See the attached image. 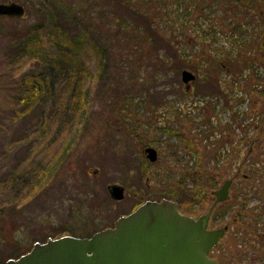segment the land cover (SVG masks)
Segmentation results:
<instances>
[{"label": "rangeland", "instance_id": "1", "mask_svg": "<svg viewBox=\"0 0 264 264\" xmlns=\"http://www.w3.org/2000/svg\"><path fill=\"white\" fill-rule=\"evenodd\" d=\"M10 1L25 12L0 16V264L36 241L88 236L144 201L162 199L163 174L191 159L185 149L171 148L177 137L160 130L200 134L210 126L213 134L203 140L207 148L240 154L226 177L232 179L231 206L216 204L208 221L210 229L226 226L209 256L236 249L240 259L222 264H264V239L249 232L242 238L244 227L237 231L230 219L243 206L246 222L264 232L263 201L256 191L264 187V141L251 148L242 139L264 128V96L248 90L264 89V0L254 8L233 0H100L92 24L97 29L87 38L102 43L96 52L88 43L76 52L85 69L81 112L64 110L61 90L42 98L35 111L24 112L17 103L18 83L45 73L56 55L49 31L58 17L48 0H0ZM84 4L88 9L89 0ZM101 51L107 56L102 63ZM182 69L196 75L188 89ZM205 75L218 77L221 88L213 79L198 80ZM203 117L210 126L189 129L187 121ZM147 145L158 152L154 162L144 155ZM222 160L215 156L207 163ZM254 165L259 168L254 182L242 178ZM113 183L124 187L120 200L109 194ZM192 186L189 180L187 187ZM212 201L198 196L182 201L179 210L197 218Z\"/></svg>", "mask_w": 264, "mask_h": 264}, {"label": "trees", "instance_id": "2", "mask_svg": "<svg viewBox=\"0 0 264 264\" xmlns=\"http://www.w3.org/2000/svg\"><path fill=\"white\" fill-rule=\"evenodd\" d=\"M48 1L50 6L54 8L58 17V19L52 20L50 22L49 31L50 41L52 42V46L55 49L56 55L51 57L45 73L41 72L27 75L20 83H18L17 103L22 105L24 112L33 111L34 108L39 105L42 98H44L46 95L52 96L54 92L61 90L59 94L63 93L67 97L66 107L64 110L66 112L69 109L71 112H81L84 99V92L81 90V79L85 76V69L81 63V60L77 58L76 52L80 45H84L86 43H88L90 48L96 52V47L102 43L99 42L101 41L99 38H96L99 44H94L89 40V38H87L89 33L94 32L95 28L97 29V26H92V24L95 13L100 11L99 7L101 1L89 0L88 9L84 7V0H73L71 2H65L64 0ZM226 1L230 2L231 0ZM233 1L254 8L255 2L257 0ZM129 7L130 5L128 8ZM88 20H90L91 24L85 23ZM260 45L261 47L264 46V34L260 40ZM99 54V61L102 63L104 60H106L107 56L103 53V51L99 52ZM201 55L204 57V54ZM198 59L200 60V58ZM199 60L196 62H199ZM223 63L224 62H222V65L229 69V67ZM218 64L214 63V65L217 66ZM102 69L105 70L104 68ZM189 70L192 71L191 69ZM209 79L210 78L206 75L204 78H198L200 81ZM211 79L214 80L216 83L215 86H217L219 90L221 87L218 83V77L214 76L211 77ZM58 83L62 86L60 89H56ZM250 88H248V90L253 92L256 91L260 94V97L264 96V89L257 90L255 88ZM204 105H208L210 109L213 108L209 101H206ZM231 117L232 119H235L236 116L233 114ZM206 122H208V126H210L209 117H203L201 120L193 122L187 121V126L189 129H192L194 125L204 124ZM263 130L264 128H258V131L253 136H250L249 138H246L247 136H245L242 139L247 140V143L251 148L258 146L264 141V135L262 134ZM160 131L169 137H177L179 139L178 142L175 145H172L171 148L173 147V149L176 150L180 148L185 149L187 151L185 154L191 159V164L186 163L179 168L171 169L169 171L170 175L163 174V188L159 190V193L163 195L162 198H168L175 201L179 207L182 201L189 199L195 200V198L198 196L201 197L202 200H214L213 195L214 191L217 189L218 183L221 181L223 182L229 175L230 165L234 158L239 156L240 152L228 151L221 154L220 152H215L217 151L216 147L212 148V150L207 148L205 143H203V140L213 134L214 128L211 126L203 130L200 134L188 132V135H182L177 133V130H170L168 128H162ZM227 135H229V133H227ZM226 141L229 140L226 139L225 143ZM222 155L223 160L220 165L218 162H215L210 166L208 165L207 160L209 158ZM167 169L168 168H165V170ZM258 169L259 168L254 165L251 168L250 173L243 174L242 178L247 179V181L254 182V179L259 175ZM234 175H239V170H236ZM189 180L193 185L191 188L187 187ZM256 191L259 195V198H261L263 201L262 204L264 208V187L261 186L257 188ZM232 196L234 197V194ZM229 199L221 202L220 205L230 207L231 203ZM244 213V207L239 206L233 210L230 218L232 223L237 225V231L241 229L240 227H244L241 237H247V233L249 232L258 240L264 239V232H259L256 226L252 227L253 223L250 221L247 220L246 222V220L243 218ZM236 251V249L232 253L222 251L214 258L218 264H222L223 262H226L227 260L229 261L230 259L237 261L240 259V255L238 251L237 253Z\"/></svg>", "mask_w": 264, "mask_h": 264}, {"label": "water", "instance_id": "3", "mask_svg": "<svg viewBox=\"0 0 264 264\" xmlns=\"http://www.w3.org/2000/svg\"><path fill=\"white\" fill-rule=\"evenodd\" d=\"M24 12L16 1L0 2V15L22 16ZM195 77L189 69L181 70L186 89ZM143 152L150 162L156 161L155 147L147 145ZM231 182V178L223 181L208 211L197 218L182 213L173 200H146L110 227L88 236L66 234L36 241L5 264H217L209 252L225 228L210 229L207 220L214 206L229 198ZM107 188L112 198L124 197L122 185L113 183Z\"/></svg>", "mask_w": 264, "mask_h": 264}, {"label": "flooded vegetation", "instance_id": "4", "mask_svg": "<svg viewBox=\"0 0 264 264\" xmlns=\"http://www.w3.org/2000/svg\"><path fill=\"white\" fill-rule=\"evenodd\" d=\"M214 200H215V199H214ZM212 203H213V202H212ZM217 204H219V203H217ZM215 206H216V205H215ZM215 206H214V207H215ZM213 209H214V208H213ZM211 213H212V211H211ZM211 213H210L209 218H208V220H207V227H208V221L210 220ZM200 215H201V214H200ZM200 215H199V216H200ZM190 216H191V215H190ZM199 216H198V217H199ZM192 217H193V216H192ZM208 228H209V227H208Z\"/></svg>", "mask_w": 264, "mask_h": 264}]
</instances>
